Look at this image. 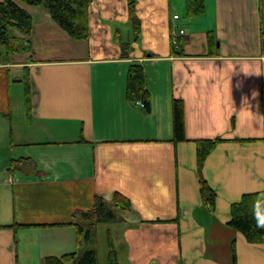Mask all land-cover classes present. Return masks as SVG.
Segmentation results:
<instances>
[{"label": "crops", "instance_id": "crops-1", "mask_svg": "<svg viewBox=\"0 0 264 264\" xmlns=\"http://www.w3.org/2000/svg\"><path fill=\"white\" fill-rule=\"evenodd\" d=\"M19 4L33 17L31 49L0 66V93L22 69L32 110L12 127L0 168V264L75 251L73 224L99 227L83 217L97 198L118 218L117 264H264V243L229 226L233 203L264 192V0H205L195 18L186 0H137L138 34L128 0H94L85 40ZM133 64L146 71L145 110L127 94ZM175 100L185 106L183 142L174 141ZM218 138L199 168L198 141ZM117 192L131 211L114 206Z\"/></svg>", "mask_w": 264, "mask_h": 264}, {"label": "trees", "instance_id": "trees-1", "mask_svg": "<svg viewBox=\"0 0 264 264\" xmlns=\"http://www.w3.org/2000/svg\"><path fill=\"white\" fill-rule=\"evenodd\" d=\"M27 4L33 7H42L46 9L58 26L72 38L76 40H85L91 33L90 7L94 0H1L0 1V66L10 64L11 58L15 55H24L31 49L29 36L34 30L33 17L24 9L21 4ZM128 11L130 19L135 24V32L141 29V23L137 16V0H128ZM187 17H200L205 13V0H186ZM14 29L18 30L21 36L13 34ZM127 82V94L130 100H143L149 107V93L146 87V71L141 65L133 64L130 67ZM23 81L25 82V109L31 114V86L30 74L26 73ZM184 103L182 100L174 101V141L183 142L187 140L185 136V115ZM221 139L198 141V162L201 168L207 156L214 150ZM201 196L206 205L214 209L216 194L204 179L200 180ZM97 203L92 211L83 213L85 220L94 222V224L115 223L118 218L112 210V205L104 198H97ZM114 206L125 213L131 211L132 203L121 193L114 195ZM76 227L77 243L81 245L82 238L89 243L94 242L96 228L85 230L83 225L73 224ZM16 225H11L10 227ZM232 229L239 230L245 236L246 240L252 244L264 243V192L256 194H245L241 201L232 205V220L229 223ZM111 252L109 255V264H117L118 258L110 243ZM98 253L96 250L79 253L73 251L56 256H47L46 264H98Z\"/></svg>", "mask_w": 264, "mask_h": 264}, {"label": "rangeland", "instance_id": "rangeland-1", "mask_svg": "<svg viewBox=\"0 0 264 264\" xmlns=\"http://www.w3.org/2000/svg\"><path fill=\"white\" fill-rule=\"evenodd\" d=\"M25 76L26 74H23L22 69L13 68L10 72L8 93L6 90L5 97L0 93V168H2V166L9 160L8 147L11 142L12 127L17 129L24 126V103L27 87L23 81ZM18 80L22 81L20 82ZM114 229L113 224L102 223L99 224V227L96 230V237L94 242L91 243V245H93L91 248L93 250L95 249L98 253V264H109L110 262V243H117V236L115 235ZM89 244L90 243L87 240L82 238L81 245L75 247V251L79 253L85 252L88 250L86 246Z\"/></svg>", "mask_w": 264, "mask_h": 264}, {"label": "built area", "instance_id": "built-area-1", "mask_svg": "<svg viewBox=\"0 0 264 264\" xmlns=\"http://www.w3.org/2000/svg\"><path fill=\"white\" fill-rule=\"evenodd\" d=\"M173 18L175 20H178L179 19V15H175ZM185 34L186 33H185V30L183 28L179 29L178 34L174 37V40H173L174 45L179 47V45H180L179 41H181V38L185 37ZM133 103H134V105H137V106H140L143 109H146L147 105L144 103L143 100H138L137 99V100H134Z\"/></svg>", "mask_w": 264, "mask_h": 264}, {"label": "water", "instance_id": "water-1", "mask_svg": "<svg viewBox=\"0 0 264 264\" xmlns=\"http://www.w3.org/2000/svg\"><path fill=\"white\" fill-rule=\"evenodd\" d=\"M18 81H20V82H21L22 80H18Z\"/></svg>", "mask_w": 264, "mask_h": 264}]
</instances>
